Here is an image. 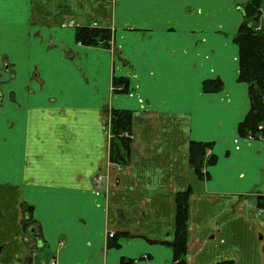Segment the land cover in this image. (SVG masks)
<instances>
[{
    "label": "crops",
    "instance_id": "0c3cea01",
    "mask_svg": "<svg viewBox=\"0 0 264 264\" xmlns=\"http://www.w3.org/2000/svg\"><path fill=\"white\" fill-rule=\"evenodd\" d=\"M245 2L0 0V264H175L189 189L186 264H264V138L238 133ZM94 23L109 46L75 40ZM112 109L133 113L125 167L109 160ZM191 142L215 157L203 180Z\"/></svg>",
    "mask_w": 264,
    "mask_h": 264
},
{
    "label": "trees",
    "instance_id": "16d2710c",
    "mask_svg": "<svg viewBox=\"0 0 264 264\" xmlns=\"http://www.w3.org/2000/svg\"><path fill=\"white\" fill-rule=\"evenodd\" d=\"M107 1V0H102ZM243 22L239 28L234 42L239 47V77L240 82L249 86L251 110L246 119L240 123L238 133L244 138L259 139L264 136V130L259 126L264 124V0H247L243 6ZM111 31L106 28L79 27L76 31L75 40L86 46L103 44L109 46ZM115 87L123 93L128 92L129 86L125 79H118ZM121 87V89H120ZM224 88L220 80H208L204 82L203 89L207 93H217ZM110 115V141L109 160L111 163L125 167L131 157L133 144V113L129 110L112 109ZM211 149L210 144L191 142L190 164L198 179H204V169L215 162V157L210 155L206 160L207 153ZM191 189L177 193L175 202L176 236L171 244L175 264H186L184 257L187 255L188 246V217L189 197ZM27 213H31L28 209ZM27 231L33 229L32 218L24 220Z\"/></svg>",
    "mask_w": 264,
    "mask_h": 264
},
{
    "label": "built area",
    "instance_id": "2783aa9c",
    "mask_svg": "<svg viewBox=\"0 0 264 264\" xmlns=\"http://www.w3.org/2000/svg\"><path fill=\"white\" fill-rule=\"evenodd\" d=\"M107 1H112V0H107ZM247 1V0H246ZM92 27H94V28H98V24L97 23H94L93 25H92ZM259 130L260 131H262V130H264V126L263 125H260L259 126ZM261 138H264V136H260ZM110 237H113V234H110Z\"/></svg>",
    "mask_w": 264,
    "mask_h": 264
},
{
    "label": "rangeland",
    "instance_id": "374dc122",
    "mask_svg": "<svg viewBox=\"0 0 264 264\" xmlns=\"http://www.w3.org/2000/svg\"><path fill=\"white\" fill-rule=\"evenodd\" d=\"M246 2H247V1H246ZM246 2H245V4H246ZM245 4H244V5H245ZM263 15H264V14H263Z\"/></svg>",
    "mask_w": 264,
    "mask_h": 264
},
{
    "label": "flooded vegetation",
    "instance_id": "af4514ba",
    "mask_svg": "<svg viewBox=\"0 0 264 264\" xmlns=\"http://www.w3.org/2000/svg\"><path fill=\"white\" fill-rule=\"evenodd\" d=\"M92 27V26H91ZM98 27H99V25H98Z\"/></svg>",
    "mask_w": 264,
    "mask_h": 264
}]
</instances>
